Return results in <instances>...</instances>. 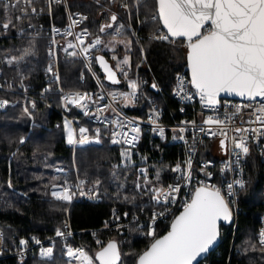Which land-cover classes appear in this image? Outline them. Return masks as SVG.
Here are the masks:
<instances>
[{
    "label": "trees",
    "instance_id": "obj_1",
    "mask_svg": "<svg viewBox=\"0 0 264 264\" xmlns=\"http://www.w3.org/2000/svg\"><path fill=\"white\" fill-rule=\"evenodd\" d=\"M72 7L98 13L99 6L83 0H70ZM62 5L56 4L55 22H61ZM156 0L141 3L134 11L133 18L139 31L141 41L132 33L133 49L130 52L128 66L129 77H134L137 65L141 61V50L145 49L147 59L139 72L141 80L148 79L147 92L159 101L165 111L164 120L171 123L180 113L178 102L174 97L175 82L178 72L187 62V47L183 41L175 43L155 39L152 35L161 27ZM0 16L3 20L11 19L10 36L0 37V72L2 76L17 87L27 83L41 86L44 81L43 69L48 61L47 38L12 35L21 28L25 20L38 22L31 16L16 19L17 9L5 13L3 5ZM63 19V18H62ZM123 50V46L120 47ZM107 56V52L102 50ZM22 57V59H21ZM62 82L67 88L90 85V79L81 78L82 63L76 56L62 55L60 59ZM98 66V65H97ZM99 67V66H98ZM103 74V73H102ZM153 82L157 90L153 88ZM119 85V87H116ZM108 86L121 88L123 83ZM51 102L40 103L30 114L21 103L20 94L0 89V97L13 99L0 108V227L4 232L5 246L19 243L23 237L35 233L41 238L53 235L61 225L70 209V219L77 234V240L92 253L102 248L107 242L116 240L121 260L119 264H136L141 255L153 242V237L138 234V226H132V233L124 239L119 231L103 227L110 221L114 208L120 209L129 217L142 214L151 207L149 189L137 187L139 181L138 164L124 165L121 147L113 145L110 139L101 136L99 144L68 146L65 140L63 115L58 109L59 95L53 94ZM129 112L145 115L143 107H129ZM71 116L80 117L82 123L94 124L89 118L73 110ZM56 121L60 124L55 125ZM21 138L24 142L21 143ZM210 141L202 155H209ZM141 151L146 152L152 171L151 182L166 183L173 177L172 169L181 149L169 142L150 141L148 135L142 140ZM74 152V156H73ZM256 157L248 166L249 179L240 194V213L237 230L231 223H222L219 244L199 264H264V246L257 237L256 229L260 215L264 210L263 171ZM64 164L70 167L69 179H75L73 171L77 167L78 175L90 182L100 183L102 199L99 202L80 200L69 205L49 194L50 186L55 182L64 183V177L54 176V166ZM159 173V179H157ZM156 174V176H155ZM170 224L155 229L159 237L170 229ZM91 229L96 230L92 233ZM99 241V243H98ZM61 240H58L51 259L37 256L23 260L14 256H5L0 264H75L66 258Z\"/></svg>",
    "mask_w": 264,
    "mask_h": 264
},
{
    "label": "built area",
    "instance_id": "obj_2",
    "mask_svg": "<svg viewBox=\"0 0 264 264\" xmlns=\"http://www.w3.org/2000/svg\"><path fill=\"white\" fill-rule=\"evenodd\" d=\"M149 0H89V2L96 3L99 6V11L93 15L89 10H84L82 8L72 7L70 0H34L32 6L21 5V7L27 8V15H24L21 11L17 9V16L23 18H28L35 16L38 18V22L25 20V24L17 29L16 34L12 35H23V36H34V37H44L47 38V55L48 61L44 66L43 74L44 81L41 86H37L35 83H27L24 86H14L8 78L2 76L0 72V89H5L10 92L20 94L21 103L25 109L31 114L40 103H47L53 106L51 102L54 97L53 94L59 95V110L63 115V125L65 127V121H71V127L74 130L76 143H67V130L65 129V140L68 146L73 148L77 146L98 144L101 142V136L104 135L108 137L112 143V132L120 131L117 124L112 123V121L121 120H134L136 124L140 127V133L138 140L134 142L133 145H128L121 141L120 143H112L113 145H118L121 148L129 150L133 155V161L136 163L143 164L139 167L140 177L144 179V183L149 181L152 176V171L148 166V159L146 152L141 151V143L145 135H148L150 141L158 140L160 142H169L176 145L181 149V155L178 157L173 168L177 164L180 165V171H173V177L170 181L166 183H154L152 188L167 187L168 185H179L180 191L174 193V202L168 203H157L153 199V193L151 191V207L145 210L142 214L132 215L129 217L122 213L118 208L112 210L110 215V221L107 226L103 228L118 229L120 234L124 239H127L132 233V226L137 224L138 234L145 235L151 229L163 228L167 224L171 223L174 217L179 211L183 209V205L189 202L191 199V194L194 189L199 186L200 182L203 181L210 185H216L222 189V193L225 194L226 200L229 202V206L232 209V222L233 228L237 230L238 217L240 213V194L241 191L246 187L249 173L248 166L251 159L256 157V161L261 165L264 177V135H259V133H254L249 131L243 133L247 136V146L249 147L248 154L242 153L240 149L234 147L232 143V137H237L241 133H236L234 131L235 127L258 129L259 132H264V125L260 122L244 123L249 119L255 121V116L252 115V108H243L240 114L233 117L235 112V107L237 105H244L250 103L245 99L231 98V97H221L219 96V104L215 106H206L201 102L196 89L192 87L190 83V74L188 62H186L181 70L178 72L174 97L178 102V110L180 115L175 118L171 123L164 120L165 111L160 105L159 101L153 95L149 94L145 88L149 84V80L146 78L141 80L139 77V72L147 59V54L145 49L141 50V61L137 65V71L134 77H127L135 79L137 82L136 98L132 103L125 104L123 98L119 95L125 92H131L125 83V77L118 71L122 78V83L125 85L121 88L110 87L104 83L99 73L97 72V54L103 50V45L105 41V34L107 31H111L113 35L118 36L123 34L126 30L132 33V36L137 40L141 41L139 26L134 22L133 11L143 2ZM7 2V0H0V12L2 5ZM14 2V0H12ZM62 5V17L61 22H55L54 18L56 15L55 5ZM35 7L36 11L32 12L31 8ZM115 14L117 20L113 22L111 16ZM158 17L155 14L153 18ZM63 18V19H62ZM19 19V20H21ZM76 23H73V22ZM7 22L3 20L0 16V37L10 36L9 33L12 25L10 23L9 28L4 29L2 24ZM112 24L111 28H105L104 32L100 29L102 26ZM86 30V34H85ZM165 28L161 25L156 33L152 36L156 37L162 33L166 34ZM68 33H71L69 35ZM81 36L84 43L81 44L80 41L76 39L77 36ZM99 37L102 41L101 44L97 45L95 48L89 50L88 54L83 53L82 49L87 47L90 43L94 42L95 39ZM159 40V39H158ZM72 43L76 47L69 48L68 44ZM185 46L184 42L182 43ZM186 47V46H185ZM75 53V55H73ZM62 55L66 56H77L80 58L82 63L81 78L83 81H87V77L90 79V85L78 88H67L62 82V70L60 59ZM113 65L114 62L112 61ZM115 66V65H114ZM123 70L129 74L128 64L122 65ZM116 68V66H115ZM51 69V70H49ZM182 79L184 85V92L178 94L179 79ZM79 92L92 94V101L88 102V108L84 109L76 105L67 104L64 97L70 93ZM115 95V98L113 96ZM190 96L191 99L186 98V95ZM103 96V99H97L99 96ZM0 101H7V103H13V99L7 97H0ZM253 107L260 103V98L256 101L251 102ZM33 104L35 107H33ZM0 106V108H3ZM110 105V107H105ZM143 107L145 115H138L129 112L127 109L129 107ZM103 109L102 112H98L97 109ZM73 110L85 115V111L88 112L87 116L89 121L94 124V129L91 130L89 124L82 123L80 117L71 116ZM115 110V111H114ZM158 114V115H157ZM153 116V120H149V116ZM208 117L218 118L224 120L225 124L215 125V124H205L204 121ZM231 118V119H230ZM187 122V123H185ZM194 122V123H192ZM60 121H56L55 125H59ZM83 127L88 129L84 134L88 137V142L79 143L81 135L79 129ZM158 127H163L164 134L158 131ZM203 128L204 131H200ZM221 128L227 132V139L221 135H212V132H218ZM100 130L98 137L99 142H97L96 130ZM180 129H184L183 132ZM123 131H128L127 128ZM131 134V133H130ZM183 136V139L179 137ZM117 139H120L117 137ZM225 139L226 148L222 149L220 146V141ZM209 146V155L203 156V150H205L207 143ZM191 159V181L183 178V175L187 171V161ZM138 161V162H137ZM144 170L142 173L141 170ZM222 169L224 171L222 172ZM57 174L62 173L60 167H55ZM206 173H211V179L208 178ZM241 180L244 182V187L241 188L239 185L235 184L234 181ZM84 181L82 187H77L80 182ZM233 183V195L228 196L227 184ZM148 185V183H147ZM70 189L69 194L72 195V199L62 200L53 196V192L63 193L64 189ZM81 192L84 194L82 195ZM263 192H264V178H263ZM49 194L60 201L67 202L69 205L76 201L88 200L91 202H99L102 199L101 189L99 185L94 182H90L86 177L78 175L77 170H75V179L71 184L57 182L50 186ZM156 213L155 222L153 223L152 217ZM162 213V214H161ZM119 219H116V217ZM60 230L64 233L63 236H57L56 231ZM264 230V210L260 215V221L256 229V237L258 241L260 240V232ZM53 235H48L43 238L35 233L30 234L28 237H23L26 244L15 243L12 246H5L4 232L0 227V260L5 256H14L17 259L23 260L27 257H39L41 259H51L54 255V249L58 240H61L65 254L67 255V248H82L89 256L93 257V254L86 248L85 245L81 244L77 240V234L80 231L75 230L72 226L70 219V209H67V214L63 218L61 225L56 229ZM94 233L96 230L91 229ZM39 243H36V241ZM52 248L53 252L50 257L42 255V251L47 248ZM77 260L79 263L81 261ZM94 264H99L98 261L94 260ZM201 264H207L203 261Z\"/></svg>",
    "mask_w": 264,
    "mask_h": 264
},
{
    "label": "snow or ice",
    "instance_id": "obj_3",
    "mask_svg": "<svg viewBox=\"0 0 264 264\" xmlns=\"http://www.w3.org/2000/svg\"><path fill=\"white\" fill-rule=\"evenodd\" d=\"M33 2L34 0H14V2L7 0L3 4V8L6 14L9 9H18L27 15V8L21 7V5L30 7ZM49 2L51 3V0ZM156 3L159 20L167 32L154 38L162 41L170 40L173 43L177 40L184 42L188 49L187 62L191 73L190 83L196 89L201 102L206 106H215L219 104L218 98L221 93L235 94L250 103L237 105L233 117L240 114L243 108H252L255 121L249 119L244 123L260 122L264 125V0H156ZM31 10L32 12L36 11L35 7H32ZM21 18V16L16 17L18 20ZM111 20L113 22L117 20L115 14L111 16ZM10 23L11 19L9 18L7 22L2 24V27L7 29ZM111 27L112 24L102 26L100 31L104 32L105 28ZM68 34L71 35V33ZM76 39L81 44L84 43L81 36L78 35ZM101 43L102 41L97 37L82 51L88 54L90 49ZM68 47L73 48L76 45L70 42ZM113 59L117 60L115 56ZM96 60L107 74V79L114 84L119 83L117 72L109 66L104 57H96ZM127 63L128 58L125 57L123 61L117 60L116 64V69L125 78L128 74L123 70L122 65ZM128 86L132 89L131 92L119 94L126 105L135 100L138 87L135 80H128ZM152 86L153 88L156 87L155 84ZM180 92H184L182 79H179L178 94ZM115 95L113 94L114 98ZM186 98L191 99L187 95ZM257 98H260V103L253 107L251 102L256 101ZM64 99L66 105L72 104L87 109L88 102L92 101V94L70 93ZM97 99H103V96L101 95ZM4 104H7V101H0V106ZM33 107H35L34 104ZM105 107H110V105ZM97 111L102 112L103 109L98 108ZM84 114L87 115L88 112L85 111ZM149 120H153V116L150 115ZM112 123L117 124L120 128V131L112 132V143L123 141L125 144L133 145L138 140L140 127L134 120H116ZM204 123L223 125L225 121L208 117ZM125 128L128 131H123ZM65 129L67 130V143L70 145L76 143L71 121H65ZM87 131L88 129L83 127L79 129L81 135L79 143L88 142V137L84 135ZM158 131L163 136V127H158ZM180 131L183 132L184 129H180ZM200 131H204V129L201 128ZM234 131L241 133V135L238 139L235 136L232 137V143L244 154H248L249 147L246 143L247 136L243 133L252 131L264 135V132H259L255 128L235 127ZM99 134L100 130L97 129V142H99ZM211 134L228 138L227 132L223 128ZM179 138L183 139V136ZM225 139L220 141L222 149L226 148ZM20 142H24L23 138ZM121 155L130 157L131 153L124 151ZM191 168V159H189L187 171L183 175V178L188 181L192 179ZM172 170L180 171L181 167L177 164ZM141 171L144 172L143 169ZM223 171L224 169H222ZM206 175L211 179V173H206ZM157 179H159V173H157ZM98 183L99 181H97ZM234 183L241 188L244 187V182L241 180H236ZM83 184L84 181H81L77 187H82ZM137 187L139 188L141 185L138 184ZM227 189V195L232 196L234 194L233 183H228ZM150 191H152L153 199L158 204L168 203L174 202L173 194L180 191V186L178 184L175 186L168 185L166 188L161 186L152 188ZM69 192L70 189L65 188L63 193L53 192L52 195L58 199L70 201L72 195ZM81 194L84 193L81 192ZM155 218L156 213L152 217L153 223ZM231 218L232 209L225 198V194L222 193V189L201 181L192 192L190 201L183 205L182 212L172 220L167 234L157 237L155 230L150 228L147 235L153 237V242L146 251L139 255L137 264H193L217 240L219 222H228L231 221ZM116 219L119 217L117 216ZM56 235L63 236L64 233L58 229ZM20 243L23 245L27 242L21 240ZM36 243L39 241L37 240ZM259 243L264 246V230L260 232ZM52 252L53 249L49 247L42 251V255L50 257ZM67 255L79 259L81 264H94V260L99 261V264H119L120 261V252L114 241H110L102 247L94 258L82 248L68 247Z\"/></svg>",
    "mask_w": 264,
    "mask_h": 264
},
{
    "label": "rangeland",
    "instance_id": "obj_4",
    "mask_svg": "<svg viewBox=\"0 0 264 264\" xmlns=\"http://www.w3.org/2000/svg\"><path fill=\"white\" fill-rule=\"evenodd\" d=\"M83 1L89 3V0H83ZM90 3H92V2H90ZM94 5H97V4L94 3ZM126 33H130L131 34V32L129 30H126L123 34L118 35V36L113 35V33L111 31H107L106 34H105V41H104V45H103V50L107 52L109 58L114 62V65L115 66L117 64V60L123 61V59L125 57H127L128 60H129L130 52L133 49V40L131 38L132 36L130 37V35H128ZM121 46H123V50H120V47ZM114 56L117 58V60H114L113 59ZM96 70L99 73V75L102 78V80L104 81V83L108 85V81L105 79V75L102 74L101 69L97 66ZM128 80H135V79L129 78V77L125 78V83H126L127 87L129 88V86H128ZM116 87H119V85H116ZM129 90L131 91L132 89L129 88ZM83 146H86V145H83ZM124 151H129V150L124 149V148H121V153L124 152ZM73 156H74V152H73ZM132 156L134 157V155L132 153H131L130 157H124V156H122V162H123V164L124 165H132V164H135V162L133 161V157ZM147 164L150 167L149 163H147ZM141 165H143V164H138V167H137L138 168V172H139V167H141ZM55 167H60V169L61 170H64V171H62V173L57 174L56 171H55ZM53 169H54V176L55 177H64V183L71 184L73 182V179H69L68 178L69 177V173H70V167H68L67 165L57 164V165L54 166ZM75 170H77L76 165L73 168L74 173H75ZM140 175L141 174L139 172V181H138V184L141 185V187H139L140 190L141 189L142 190L143 189H149V191H150V189L152 187V184H154L156 182H154V181L151 182V180H152V176H151L150 179H149V181H147L146 183H144V179L142 178V180H141ZM155 176H156V174H155ZM55 183H57V182H55ZM55 183H53V184H55ZM94 183L97 184V182H94ZM147 183H148V185H147ZM97 185H99V187H100V183H98ZM114 230L119 231L118 229H114ZM66 258L69 259V260H71V261H73L75 264H79V262L77 260H73V259H71V257L70 258L66 257Z\"/></svg>",
    "mask_w": 264,
    "mask_h": 264
},
{
    "label": "water",
    "instance_id": "obj_5",
    "mask_svg": "<svg viewBox=\"0 0 264 264\" xmlns=\"http://www.w3.org/2000/svg\"><path fill=\"white\" fill-rule=\"evenodd\" d=\"M161 24H162V22H161ZM162 26H163V24H162ZM166 30V29H165ZM167 31V30H166ZM187 53H188V49H187ZM100 56H103L104 57V59L107 61V63L109 64V66H111L112 68H113V70L114 71H116L117 72V79L119 80V83H116V84H120L121 83V78H120V75H119V73H118V71H117V69L113 66V64H112V61L110 60V59H108V57L104 54V53H102V52H100V53H98L97 54V57H100ZM97 64H98V66H99V68L101 69V71H102V73L105 75V79L109 82V83H112L111 81H109L108 79H107V74L104 72V70L101 68V66H100V64H99V62L97 61ZM189 74H190V80H191V73H190V71H189ZM112 84H114V83H112ZM153 84H155L154 82H153ZM152 84V85H153ZM156 85V84H155ZM154 89H156L157 90V86L154 88ZM220 96H224V97H231V98H240V99H243V98H241V97H238V96H236L235 94H227V93H221L220 94ZM183 210V209H182ZM182 210L181 211H179L178 213H177V215L176 216H178L181 212H182ZM175 216V217H176ZM174 217V218H175ZM232 222V218H231V221H228V222H225V221H220L219 222V236H218V238H217V240L214 242V244L213 245H211L210 247H209V250L206 252V253H202L198 258H197V260L196 261H194L193 262V264H199L205 257H207V255L219 244V242H220V240H221V225H222V223H231ZM169 231V230H168ZM168 231H166L164 234H162L161 236H163V235H165V234H167V232ZM160 237V236H159ZM111 241H114L116 244H117V246H118V249H119V252H120V248H119V245H118V243H117V241L116 240H111ZM110 242V241H109ZM109 242H107L104 246H106ZM151 245V244H150ZM149 245V246H150ZM103 246V247H104ZM149 248V247H148ZM147 248V249H148ZM101 249L102 248H100L97 252H96V254L99 252V251H101ZM146 249V250H147ZM145 250V251H146ZM96 254H95V256H96ZM120 260H121V252H120ZM138 261V260H137ZM120 262V261H119ZM136 264H137V262H136Z\"/></svg>",
    "mask_w": 264,
    "mask_h": 264
},
{
    "label": "bare ground",
    "instance_id": "obj_6",
    "mask_svg": "<svg viewBox=\"0 0 264 264\" xmlns=\"http://www.w3.org/2000/svg\"><path fill=\"white\" fill-rule=\"evenodd\" d=\"M102 52V51H101ZM100 53V52H99ZM103 53V52H102ZM77 57V56H76ZM191 81V80H190ZM221 97H224V96H221ZM148 236V235H147ZM79 264H81V263H79Z\"/></svg>",
    "mask_w": 264,
    "mask_h": 264
}]
</instances>
